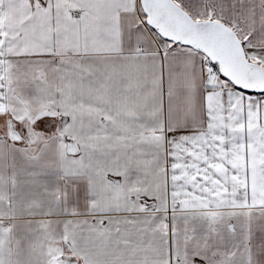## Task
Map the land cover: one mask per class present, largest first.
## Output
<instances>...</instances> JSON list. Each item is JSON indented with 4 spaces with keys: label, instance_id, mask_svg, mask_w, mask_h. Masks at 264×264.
<instances>
[{
    "label": "snow or ice",
    "instance_id": "1",
    "mask_svg": "<svg viewBox=\"0 0 264 264\" xmlns=\"http://www.w3.org/2000/svg\"><path fill=\"white\" fill-rule=\"evenodd\" d=\"M0 264H264V0H0Z\"/></svg>",
    "mask_w": 264,
    "mask_h": 264
}]
</instances>
